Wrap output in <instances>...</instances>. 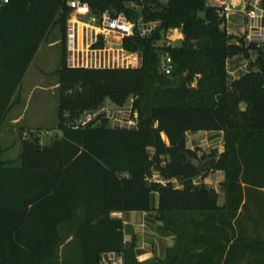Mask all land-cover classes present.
<instances>
[{
  "label": "trees",
  "instance_id": "16d2710c",
  "mask_svg": "<svg viewBox=\"0 0 264 264\" xmlns=\"http://www.w3.org/2000/svg\"><path fill=\"white\" fill-rule=\"evenodd\" d=\"M83 1L98 13L128 11L129 0ZM69 11L67 0L0 5V128L57 25L64 46L61 136L46 146L22 137L18 166L0 148V264H72L62 251L70 238L83 264H101L109 252L123 253L125 264H264V51L256 68L233 78L228 60L249 53L222 28L216 9L207 0H168L149 16L183 33L167 48L171 75L160 69V31L126 40L142 52L139 68H71L64 44ZM108 98L117 105L133 98L139 127L71 125ZM197 131L223 132L224 151L199 155L200 147H188L187 132ZM214 155L212 168L193 162ZM211 170L224 172L223 203L203 181ZM156 192L157 219L176 243L166 258L144 263L126 244L120 214L155 210Z\"/></svg>",
  "mask_w": 264,
  "mask_h": 264
},
{
  "label": "built area",
  "instance_id": "2783aa9c",
  "mask_svg": "<svg viewBox=\"0 0 264 264\" xmlns=\"http://www.w3.org/2000/svg\"><path fill=\"white\" fill-rule=\"evenodd\" d=\"M9 1L0 0V5ZM167 2L129 0L126 3L128 11L117 10L114 13L111 8L98 13L88 2L67 0L70 11L64 40L66 64L71 68L89 69L139 68L143 65L142 52L129 49L126 40L152 37L160 31L163 48L160 69L164 74L171 75L175 67L174 59L167 48L181 42L183 33L175 28L165 30L160 19L149 16L162 10ZM207 5L216 9L222 28L249 53L228 60L230 75L236 78L239 74L252 71L256 68L252 63L257 61L260 51H264V0H207ZM233 63L236 65L234 68ZM103 119H108L109 126L114 128H138L140 124V114L133 98L122 105L108 98L98 108L85 110L71 125L75 128L101 125ZM23 138H28L26 131ZM101 264H125L124 255L104 253Z\"/></svg>",
  "mask_w": 264,
  "mask_h": 264
},
{
  "label": "rangeland",
  "instance_id": "374dc122",
  "mask_svg": "<svg viewBox=\"0 0 264 264\" xmlns=\"http://www.w3.org/2000/svg\"><path fill=\"white\" fill-rule=\"evenodd\" d=\"M63 49L62 34L57 25L37 51L24 76L22 87L14 98L13 107L0 130V145L5 146L3 157L14 161L17 166L21 164L22 137L25 131L30 138L39 137L44 146L51 145L57 137L61 136V131L58 129L59 69L62 64ZM234 67H236L235 63H233ZM21 113L24 114V119L17 125L18 131L7 129L11 117ZM190 135L203 138L206 136L203 131L191 132ZM209 140H212L210 146L202 142L204 147H200L201 155L219 151L222 139L214 135L210 136ZM72 240L70 238L69 244L64 245L62 251L68 253V259L72 264H83L79 243L77 240L74 242Z\"/></svg>",
  "mask_w": 264,
  "mask_h": 264
},
{
  "label": "crops",
  "instance_id": "0c3cea01",
  "mask_svg": "<svg viewBox=\"0 0 264 264\" xmlns=\"http://www.w3.org/2000/svg\"><path fill=\"white\" fill-rule=\"evenodd\" d=\"M23 119H24V114L22 113L13 115L10 121H8V126L6 128L10 130L13 129V131H18L17 125L21 123ZM5 120L1 125V128L4 125ZM197 132H201V131H197ZM203 132H205L206 134L204 138L201 136L197 137L194 135H190L191 132H187L188 147L192 149H195L196 147H204L202 144L203 141L207 146H210L212 140H209V137L215 135L222 139V145L219 151L216 152L221 153L224 151L223 132L220 131H203ZM164 138L167 139L166 136ZM199 142H201V144H199ZM0 148L4 150L5 146L0 145ZM198 153L199 155H201L200 150L198 151ZM215 178L217 179L215 180ZM154 180L157 181L160 180L158 175L154 176ZM223 180H224V172L222 170H211L209 174L203 179L204 183H206L209 187H214L218 191V193L220 194L219 196L220 203H223L225 198V193L222 186ZM197 181L198 182L202 181V178H198ZM174 182L179 187L182 186V182L180 180L175 179ZM221 194H222V199H221ZM157 197H158V202H157ZM153 203L155 210L151 212L128 211L120 214L123 217L125 223L126 244L127 246L132 244L135 245V250L137 251L138 260L144 263H150L157 259L166 258L167 249L169 247H172L176 243L175 236L166 232L162 228L163 223L157 219L156 209L158 208V204H159V195L157 192L153 194Z\"/></svg>",
  "mask_w": 264,
  "mask_h": 264
},
{
  "label": "water",
  "instance_id": "95a60500",
  "mask_svg": "<svg viewBox=\"0 0 264 264\" xmlns=\"http://www.w3.org/2000/svg\"><path fill=\"white\" fill-rule=\"evenodd\" d=\"M112 11L114 13H117V9H115V8H112ZM100 126L102 128L108 127L109 126V120L103 119ZM217 159H218V156L214 155L212 157L205 158L204 160L194 159L193 162L197 166L202 167L204 169H207V168H212L215 165V163L217 162Z\"/></svg>",
  "mask_w": 264,
  "mask_h": 264
}]
</instances>
